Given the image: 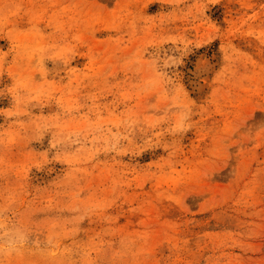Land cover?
Wrapping results in <instances>:
<instances>
[{
	"label": "rangeland",
	"instance_id": "1",
	"mask_svg": "<svg viewBox=\"0 0 264 264\" xmlns=\"http://www.w3.org/2000/svg\"><path fill=\"white\" fill-rule=\"evenodd\" d=\"M0 264H264V0H0Z\"/></svg>",
	"mask_w": 264,
	"mask_h": 264
},
{
	"label": "bare ground",
	"instance_id": "2",
	"mask_svg": "<svg viewBox=\"0 0 264 264\" xmlns=\"http://www.w3.org/2000/svg\"><path fill=\"white\" fill-rule=\"evenodd\" d=\"M203 62H205V61H203ZM198 64H199V63H198ZM202 65H203V64H202ZM201 67H202V66H201ZM205 71H206V70H205ZM197 83H198V82H197ZM199 85H200V84H199ZM199 85H198V86H199Z\"/></svg>",
	"mask_w": 264,
	"mask_h": 264
}]
</instances>
